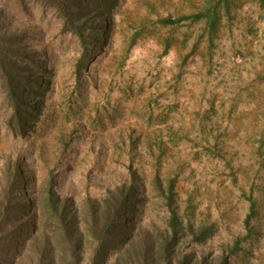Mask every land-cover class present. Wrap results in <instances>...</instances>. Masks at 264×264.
Listing matches in <instances>:
<instances>
[{
  "label": "rangeland",
  "instance_id": "obj_1",
  "mask_svg": "<svg viewBox=\"0 0 264 264\" xmlns=\"http://www.w3.org/2000/svg\"><path fill=\"white\" fill-rule=\"evenodd\" d=\"M213 3L119 0L110 30L83 48L63 30L55 7L0 0V35L28 38L43 52L48 71L41 112L35 121L33 114L25 118L32 130L24 133L13 126L15 115L0 87L6 230L20 222L11 203L33 202V212L42 216L51 188L77 213L80 264H89L108 193L135 186L136 231H162L174 213L184 253L209 264L223 256V264H264V0L222 5L212 41L205 18L159 22L204 12ZM16 163L24 183L20 193L8 194L1 169ZM251 204L256 216L247 235ZM237 240L240 248L231 254ZM28 243L5 250L0 264H32ZM120 248L106 264L129 246Z\"/></svg>",
  "mask_w": 264,
  "mask_h": 264
},
{
  "label": "trees",
  "instance_id": "obj_2",
  "mask_svg": "<svg viewBox=\"0 0 264 264\" xmlns=\"http://www.w3.org/2000/svg\"><path fill=\"white\" fill-rule=\"evenodd\" d=\"M36 1L55 7L61 17L63 30L78 40L83 48L86 43H97L102 31L110 30V12L119 2V0ZM230 2L231 0H214L213 5L204 12L177 18L168 16L159 19V22L162 25H174L188 19L199 21L205 18L212 41L213 34L218 30L219 8L222 5L224 8L228 7ZM102 42L104 43L103 40ZM168 46L165 45V48ZM42 56L43 52L34 49V44L30 43L28 38L16 34L0 35V87L15 115L13 126L20 128L23 133L25 130H32V125H24L27 124L24 123L25 118L33 114L30 118L32 121L37 120L42 109L39 95L47 87L45 75L48 73L47 69H44L45 60ZM84 59L80 61V67L83 66ZM1 172L7 182V193L15 191L20 193L24 183L21 163L8 164ZM17 196L20 198V194ZM137 196L135 186H121L108 193L103 202L104 225L97 232V245L92 249L89 264H106L108 258L118 253L120 247L126 244L129 249L119 254L113 264H209L198 259L193 252L184 253L179 249L181 224L174 213L162 231L155 234L145 233L141 229L136 231L132 214L136 212L135 206L140 202ZM11 205V210L20 222L16 228L6 230L4 225L7 222L9 207L0 209V246L6 244L7 247L4 249L0 247V262L2 255L7 254L5 250L9 252L17 242L22 246L28 241L26 246L34 251L32 264H80V252L84 241L78 215L69 200L59 198L51 188H48L47 196L41 205L42 216L33 212V202L30 205L24 199H20ZM93 209L98 210L95 207ZM255 216L256 210L254 204H251L250 212L244 221L247 235L251 232L250 221ZM199 232L203 234L202 228ZM202 236L198 235L196 240ZM134 238L139 239L138 245L131 242ZM239 244V240L235 241L230 249L231 254L237 253ZM59 247L60 255L57 253ZM226 258L227 256L221 257L216 264L227 263Z\"/></svg>",
  "mask_w": 264,
  "mask_h": 264
}]
</instances>
